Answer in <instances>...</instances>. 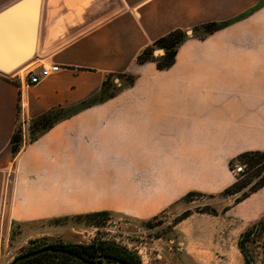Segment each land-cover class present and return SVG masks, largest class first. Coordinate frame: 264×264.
Here are the masks:
<instances>
[{
	"label": "crops",
	"instance_id": "crops-1",
	"mask_svg": "<svg viewBox=\"0 0 264 264\" xmlns=\"http://www.w3.org/2000/svg\"><path fill=\"white\" fill-rule=\"evenodd\" d=\"M16 1L0 0V12ZM42 12L80 19L54 38ZM210 23L222 26L196 32ZM174 30L189 34L169 68L137 63ZM41 63L59 69L34 85L3 76ZM52 110L64 117L31 141L29 124ZM247 152L264 153V0H41L33 58L0 72V247L16 223L146 221L188 193L218 195ZM226 213L243 228L264 218V186Z\"/></svg>",
	"mask_w": 264,
	"mask_h": 264
},
{
	"label": "rangeland",
	"instance_id": "rangeland-1",
	"mask_svg": "<svg viewBox=\"0 0 264 264\" xmlns=\"http://www.w3.org/2000/svg\"><path fill=\"white\" fill-rule=\"evenodd\" d=\"M47 6L53 7L55 3L48 2ZM78 16L80 15L64 16L42 12L41 20L57 24L51 31L55 38L64 31L66 22H72ZM199 32L202 33L201 30ZM156 50L161 49L155 48L153 51ZM10 80L16 82L18 79ZM123 84H128L127 79ZM105 87H111L110 94L118 89L110 78L105 81ZM62 115L56 112L53 117ZM29 128L30 124V139ZM16 132L22 139L20 120ZM230 171L236 180L247 183L243 191L259 179L252 176L255 170H248L239 161L232 163ZM240 194L241 192L232 196L221 193L214 196L194 194L146 221L110 214L94 221L77 218L79 215H76L16 223L7 243L0 247V264H11L19 256L50 245H82L95 238L124 247L137 256L140 264H246L238 249V238L255 223L243 228L226 213ZM244 247L250 259L249 264H264V222L252 230Z\"/></svg>",
	"mask_w": 264,
	"mask_h": 264
},
{
	"label": "trees",
	"instance_id": "trees-1",
	"mask_svg": "<svg viewBox=\"0 0 264 264\" xmlns=\"http://www.w3.org/2000/svg\"><path fill=\"white\" fill-rule=\"evenodd\" d=\"M222 25L216 23H210L196 30L200 34H211L221 28ZM187 35L182 30H174L168 33L166 36L161 37L155 41L151 46L144 49L137 57V63L143 64L148 61H154L156 67L160 70L169 68L173 63L176 55L177 48L186 39ZM155 48L163 50V55L159 58H154L152 52ZM107 80V79H106ZM105 80V81H106ZM105 81L103 86L105 87ZM132 78L127 77V83L131 84ZM112 95V94H110ZM62 113L60 110H52L49 113L35 119L30 123V140H34L38 135L52 127L57 121H59L64 115L58 118L53 117L54 113ZM21 136L17 134L16 130L12 135L10 141V154L14 157L20 148ZM234 161H239L248 167V170H255L253 177H259V179L253 183L252 186L246 189L247 183L240 182L235 179V181L226 189H224L221 194L232 196L240 193V196L235 199L234 204L244 200L251 193L257 191L264 186V153L261 152H247L242 153L233 159L229 163L231 167ZM263 173V175H261ZM261 175V176H260ZM243 191V192H242ZM197 193H188L184 198L192 196ZM112 213L109 212H97L88 213L85 215H79L77 218L90 219L94 221L100 217H107ZM264 222L263 218L256 222L252 227L242 233L238 238V249L242 256L244 257L245 263L249 264L250 259L247 251L245 250L244 243L247 237L252 234V230L259 224ZM48 247L54 249H62L65 251L58 252H48L41 254L29 261L20 264H120L119 262H124L125 264H140L137 256L125 249L124 247L115 244L111 241H104L95 238L91 242L82 245H50Z\"/></svg>",
	"mask_w": 264,
	"mask_h": 264
},
{
	"label": "water",
	"instance_id": "water-1",
	"mask_svg": "<svg viewBox=\"0 0 264 264\" xmlns=\"http://www.w3.org/2000/svg\"><path fill=\"white\" fill-rule=\"evenodd\" d=\"M41 0H18L0 12V72L7 74L33 58L36 47ZM186 34H189L187 32ZM5 49L7 53L5 54ZM163 50L152 55L162 56ZM48 252H64L45 247L19 256L11 264H20ZM125 264L124 262H119Z\"/></svg>",
	"mask_w": 264,
	"mask_h": 264
},
{
	"label": "built area",
	"instance_id": "built-area-1",
	"mask_svg": "<svg viewBox=\"0 0 264 264\" xmlns=\"http://www.w3.org/2000/svg\"><path fill=\"white\" fill-rule=\"evenodd\" d=\"M59 67L57 65L40 64L29 69L23 76L19 75H3L5 78H16L22 80L25 85H34L39 83L42 79L57 72ZM38 70V71H37Z\"/></svg>",
	"mask_w": 264,
	"mask_h": 264
},
{
	"label": "bare ground",
	"instance_id": "bare-ground-1",
	"mask_svg": "<svg viewBox=\"0 0 264 264\" xmlns=\"http://www.w3.org/2000/svg\"><path fill=\"white\" fill-rule=\"evenodd\" d=\"M25 67V66H24ZM34 67V66H33ZM32 67L26 69V70H23V71H20V72H17L15 75H19V76H23L29 69H31Z\"/></svg>",
	"mask_w": 264,
	"mask_h": 264
}]
</instances>
